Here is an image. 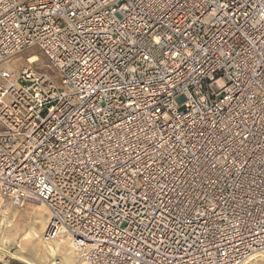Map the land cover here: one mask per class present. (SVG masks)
I'll use <instances>...</instances> for the list:
<instances>
[{
  "label": "built area",
  "instance_id": "obj_1",
  "mask_svg": "<svg viewBox=\"0 0 264 264\" xmlns=\"http://www.w3.org/2000/svg\"><path fill=\"white\" fill-rule=\"evenodd\" d=\"M0 193L76 264L263 254L264 0H0Z\"/></svg>",
  "mask_w": 264,
  "mask_h": 264
},
{
  "label": "rangeland",
  "instance_id": "obj_2",
  "mask_svg": "<svg viewBox=\"0 0 264 264\" xmlns=\"http://www.w3.org/2000/svg\"><path fill=\"white\" fill-rule=\"evenodd\" d=\"M32 53H38L40 56V60L34 66L47 68L49 61L39 51V48L33 47L13 58L12 62L15 69L20 70L26 67V57ZM48 222L49 212L40 202L29 201L18 205L0 193V244H4L10 250L4 253L0 252V262L4 264H26L20 259V256H23L36 262V264H48L49 260L56 255L48 251L43 239ZM37 224L40 225L38 232L35 230ZM65 249L59 252L62 259L61 264H64L62 253ZM253 264H264V259Z\"/></svg>",
  "mask_w": 264,
  "mask_h": 264
},
{
  "label": "bare ground",
  "instance_id": "obj_3",
  "mask_svg": "<svg viewBox=\"0 0 264 264\" xmlns=\"http://www.w3.org/2000/svg\"><path fill=\"white\" fill-rule=\"evenodd\" d=\"M28 56L29 57H26L27 66L30 65V63H35V62L40 60V58H39L40 56L38 55V53H32ZM39 228H40V225L38 226V224H37V226L35 228L36 232H38ZM43 230H44V225H43ZM43 239H44L46 248L48 249V251L51 254H57V252H60L61 250L67 248L62 253V258H63L64 264H76L77 256L74 253V250L71 248V243L69 242V240L67 238H62V240H56L54 242H47L45 240V237ZM4 243H5V241H4ZM8 251H10L9 248L5 247L4 244L1 243L0 244V252L4 253V252H8ZM20 259L26 264H36V262L32 261L29 258L23 257V256L22 257L20 256ZM263 259H264V253L260 254L259 256L254 257V258H251L245 264H253V263L259 262ZM48 264H54L53 259H50Z\"/></svg>",
  "mask_w": 264,
  "mask_h": 264
},
{
  "label": "trees",
  "instance_id": "obj_4",
  "mask_svg": "<svg viewBox=\"0 0 264 264\" xmlns=\"http://www.w3.org/2000/svg\"><path fill=\"white\" fill-rule=\"evenodd\" d=\"M0 264H4V263H1V262H0Z\"/></svg>",
  "mask_w": 264,
  "mask_h": 264
}]
</instances>
